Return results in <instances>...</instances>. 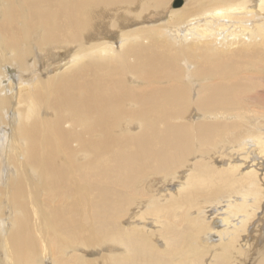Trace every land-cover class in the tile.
<instances>
[{
    "label": "bare ground",
    "instance_id": "bare-ground-1",
    "mask_svg": "<svg viewBox=\"0 0 264 264\" xmlns=\"http://www.w3.org/2000/svg\"><path fill=\"white\" fill-rule=\"evenodd\" d=\"M172 1L0 0V264H264V0Z\"/></svg>",
    "mask_w": 264,
    "mask_h": 264
},
{
    "label": "rangeland",
    "instance_id": "rangeland-1",
    "mask_svg": "<svg viewBox=\"0 0 264 264\" xmlns=\"http://www.w3.org/2000/svg\"><path fill=\"white\" fill-rule=\"evenodd\" d=\"M183 1H184V0H173V1L171 2L170 7L173 8V9H176V8H182V7H183V4H184ZM180 6H181V7H180ZM161 17H163V16L161 15L159 18H161ZM37 58L41 59V58H43V57H37ZM35 59H36V58H35V55H33V56H31L27 61H28V63H30V62H33V63H34ZM50 59H51V57L49 56V57L45 58V60H44V63H47V66H48L49 69L52 68V67H54V63H51V61H49ZM41 67H42V66H41ZM42 69H43V68H42ZM12 73H13V74H12ZM14 73H15V71H13V70L10 71V75H11V76L14 75ZM11 76H10V77H11ZM12 78H13V77H12ZM9 118H10V119L14 118V115L11 114Z\"/></svg>",
    "mask_w": 264,
    "mask_h": 264
}]
</instances>
